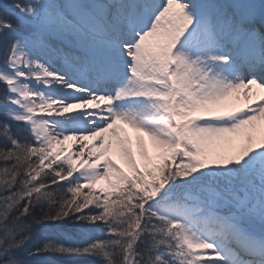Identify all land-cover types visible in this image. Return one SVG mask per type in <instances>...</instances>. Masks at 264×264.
Wrapping results in <instances>:
<instances>
[{
  "label": "snow or ice",
  "instance_id": "1",
  "mask_svg": "<svg viewBox=\"0 0 264 264\" xmlns=\"http://www.w3.org/2000/svg\"><path fill=\"white\" fill-rule=\"evenodd\" d=\"M0 140V264H264V0H0Z\"/></svg>",
  "mask_w": 264,
  "mask_h": 264
},
{
  "label": "trees",
  "instance_id": "2",
  "mask_svg": "<svg viewBox=\"0 0 264 264\" xmlns=\"http://www.w3.org/2000/svg\"><path fill=\"white\" fill-rule=\"evenodd\" d=\"M87 211V210H86ZM49 228H55V225H48ZM58 264H94V262L89 257L75 258L74 260L66 258H56Z\"/></svg>",
  "mask_w": 264,
  "mask_h": 264
},
{
  "label": "bare ground",
  "instance_id": "3",
  "mask_svg": "<svg viewBox=\"0 0 264 264\" xmlns=\"http://www.w3.org/2000/svg\"><path fill=\"white\" fill-rule=\"evenodd\" d=\"M254 92H255L256 94H259V90H256V91H254ZM255 97H256V95H253V96H252V99L254 100ZM229 103L231 104V102H229ZM240 103H244L243 99H241V100L238 102V104H240ZM236 106H237V105H236ZM261 122H262V121H257L256 123H257V124H260ZM128 131H129V135L132 136L133 139H134L135 134L132 133L131 130H128ZM145 139H146V138H145ZM1 141H2V140H1ZM68 143H71V142H68ZM68 143H66L65 147L68 146ZM3 145H4V143H3ZM117 162L121 164V167H124L122 161H119V160H118Z\"/></svg>",
  "mask_w": 264,
  "mask_h": 264
},
{
  "label": "rangeland",
  "instance_id": "4",
  "mask_svg": "<svg viewBox=\"0 0 264 264\" xmlns=\"http://www.w3.org/2000/svg\"><path fill=\"white\" fill-rule=\"evenodd\" d=\"M3 143H4V142L0 140V146H3ZM137 158L139 159V156H138ZM123 165H124V164H123ZM124 167H125V166H124ZM96 187H98V185H97Z\"/></svg>",
  "mask_w": 264,
  "mask_h": 264
}]
</instances>
